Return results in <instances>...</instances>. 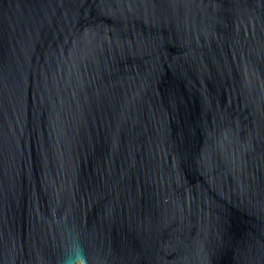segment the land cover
Listing matches in <instances>:
<instances>
[{
    "label": "water",
    "instance_id": "95a60500",
    "mask_svg": "<svg viewBox=\"0 0 264 264\" xmlns=\"http://www.w3.org/2000/svg\"><path fill=\"white\" fill-rule=\"evenodd\" d=\"M264 264V0H0V264Z\"/></svg>",
    "mask_w": 264,
    "mask_h": 264
},
{
    "label": "clouds",
    "instance_id": "9594fccd",
    "mask_svg": "<svg viewBox=\"0 0 264 264\" xmlns=\"http://www.w3.org/2000/svg\"><path fill=\"white\" fill-rule=\"evenodd\" d=\"M79 264H82V261H81V262H79Z\"/></svg>",
    "mask_w": 264,
    "mask_h": 264
}]
</instances>
